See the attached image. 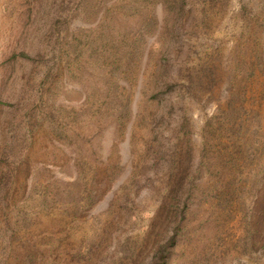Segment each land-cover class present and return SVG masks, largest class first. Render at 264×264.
Wrapping results in <instances>:
<instances>
[{
  "label": "rangeland",
  "instance_id": "obj_1",
  "mask_svg": "<svg viewBox=\"0 0 264 264\" xmlns=\"http://www.w3.org/2000/svg\"><path fill=\"white\" fill-rule=\"evenodd\" d=\"M264 264V0H0V264Z\"/></svg>",
  "mask_w": 264,
  "mask_h": 264
},
{
  "label": "trees",
  "instance_id": "obj_2",
  "mask_svg": "<svg viewBox=\"0 0 264 264\" xmlns=\"http://www.w3.org/2000/svg\"><path fill=\"white\" fill-rule=\"evenodd\" d=\"M156 264H159V263H156Z\"/></svg>",
  "mask_w": 264,
  "mask_h": 264
}]
</instances>
